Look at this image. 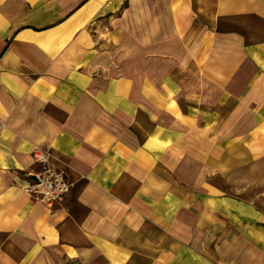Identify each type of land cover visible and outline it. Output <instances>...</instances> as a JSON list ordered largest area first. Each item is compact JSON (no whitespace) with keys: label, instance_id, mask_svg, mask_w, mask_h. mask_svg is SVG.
Wrapping results in <instances>:
<instances>
[{"label":"crops","instance_id":"0c3cea01","mask_svg":"<svg viewBox=\"0 0 264 264\" xmlns=\"http://www.w3.org/2000/svg\"><path fill=\"white\" fill-rule=\"evenodd\" d=\"M0 264H264V0H0Z\"/></svg>","mask_w":264,"mask_h":264},{"label":"built area","instance_id":"2783aa9c","mask_svg":"<svg viewBox=\"0 0 264 264\" xmlns=\"http://www.w3.org/2000/svg\"><path fill=\"white\" fill-rule=\"evenodd\" d=\"M32 156L38 169L27 173L33 178L27 191L47 206L63 202L71 186L67 172L55 167L50 154L44 149H33Z\"/></svg>","mask_w":264,"mask_h":264},{"label":"rangeland","instance_id":"374dc122","mask_svg":"<svg viewBox=\"0 0 264 264\" xmlns=\"http://www.w3.org/2000/svg\"><path fill=\"white\" fill-rule=\"evenodd\" d=\"M115 35H109L108 31L104 29V26H100L99 30L95 33L97 43L102 45L103 55L112 57L117 56L118 44L115 41Z\"/></svg>","mask_w":264,"mask_h":264}]
</instances>
